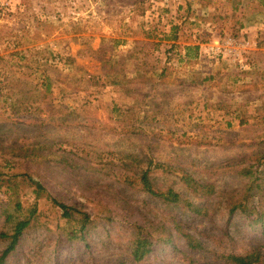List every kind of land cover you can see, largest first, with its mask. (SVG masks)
Returning <instances> with one entry per match:
<instances>
[{
    "label": "rangeland",
    "instance_id": "1",
    "mask_svg": "<svg viewBox=\"0 0 264 264\" xmlns=\"http://www.w3.org/2000/svg\"><path fill=\"white\" fill-rule=\"evenodd\" d=\"M224 2L0 0V56H5L0 60V146L7 148L0 149V232L13 226L8 215L18 203L22 210L16 217L28 216L37 208L22 246L8 264H133L135 232L122 219L92 228L87 235L89 246L70 241L64 232L70 224L59 210L51 211L50 194L76 204L95 220L100 210L90 196L99 192L105 203L109 192H116L151 215L178 213L150 200L139 190L141 186L131 189L103 172H91L90 166L71 169L65 163L53 170L41 158L19 159L12 150L45 141L55 144L57 156L50 157L52 164L64 155L74 165L107 164V169L120 175L123 158L138 155L164 165L154 173L155 184L163 189L185 191L179 180L183 171L214 184L215 197L204 202L211 207V218L193 219L178 213L191 233L213 251L243 252L261 245L264 253V224L254 222L255 216L242 210L229 215L231 194L243 198L248 193L255 207L264 190V159L251 158L264 154V16L241 17L245 25L236 36L240 24ZM23 31L31 38L20 39L17 46L15 35ZM174 31L176 41L168 39ZM148 34L156 38H144ZM102 38L121 41L117 47L114 42L103 44L107 59L128 55L136 40L159 45L154 51L145 47L139 54L148 59L147 65L126 60L125 73L115 77L105 74L101 61L87 50L99 49ZM173 43L178 46L171 49ZM189 45L200 46L197 58L185 57L184 47ZM255 52L261 55L253 66L249 57ZM67 56L74 57L80 68L72 69ZM42 58L54 59L55 67L48 70L53 85L43 95L40 114L23 107L21 101L27 97L26 84L41 89L46 70ZM249 70L253 73L244 74ZM83 71L89 75L84 73L85 79L79 81ZM90 75L102 79L93 84L95 80H86ZM50 102L66 111L49 107ZM130 108L133 113L121 122V114ZM31 120L38 124L31 126ZM131 125L136 133L129 132ZM34 183L43 185L40 194ZM262 203L258 209L263 212ZM7 244L0 239V253ZM138 264L190 261L169 247Z\"/></svg>",
    "mask_w": 264,
    "mask_h": 264
},
{
    "label": "trees",
    "instance_id": "2",
    "mask_svg": "<svg viewBox=\"0 0 264 264\" xmlns=\"http://www.w3.org/2000/svg\"><path fill=\"white\" fill-rule=\"evenodd\" d=\"M225 4L226 6L230 5L233 18H235L237 24H240L239 28L236 29V36L239 35L240 30L244 28L245 25L240 21L241 17H245L249 13L264 16V0H225L224 5ZM46 26L49 28L47 24ZM48 34H50V32H48ZM29 35L30 33L27 35L25 31H23L21 36L16 34V41L18 42L24 37L31 38ZM144 38L153 39L156 37L153 35L150 36V34H148L144 36ZM168 39L176 41L178 39L176 31L172 32ZM107 42H114L115 47H117L121 41L102 38V45L99 49L92 50L91 48H88L87 50L90 52V54L96 55L101 61V65L105 74L111 73L115 77L125 73L126 60L135 59L137 61L135 64L138 66L147 65L146 63H148V59H142L139 54L144 53L145 47H148L149 50H153L159 45V42L156 43L151 40H136L134 42L133 49H131L128 55L119 57L112 56L111 58L107 59L106 55L108 51L103 46V44ZM20 45L21 42H18L17 46ZM177 46L178 45H176V43H173L171 45V49ZM139 48L141 50H139ZM45 49L46 53L52 57L53 53L48 50V46H46ZM199 49V45H189L184 47V50H186L185 57L197 58L199 56ZM32 50L33 48L26 52H31ZM192 51H194V56L191 55ZM26 52L23 51L22 53L25 54ZM18 54V52L14 53V55ZM149 54L150 53H147V55ZM12 55L13 54L10 56ZM258 55L261 54L259 52H255L249 57L253 66L258 62L255 61ZM4 58L5 56H0V60H3ZM42 61L46 67V70L43 73L44 77L40 85L41 89H39V85L33 86L26 84L28 86V91L25 92L27 97L21 101L25 103L23 104V107L29 110H34L36 113L40 114L44 112V107L42 106L43 95L45 93L48 94L51 86L53 85V81L48 74V70L54 69L55 67L54 59L50 60L48 58H42ZM74 62V57H66V63H68L72 69L75 67L80 68L79 66L75 65ZM162 70L163 71L159 74L160 78L165 76L167 67ZM241 72L242 71L239 73ZM84 73L85 75H89L86 71H83L79 81H83L85 79L83 76ZM249 73H253V71H244V74L246 75ZM99 79H102L101 76L96 75H90L88 78H86V80L89 81L95 80L93 84H97L98 81L96 80ZM114 83H116V81H114ZM47 104L53 109L66 111L63 106L54 105L52 102ZM132 113L133 112L131 108L124 111L121 114V116L124 118H122L121 122H125L127 117ZM37 124V121H30L31 126H35ZM134 126L135 125H131L129 127L131 129L129 131L130 133L137 132L135 131L136 127ZM54 147L55 144H50L49 141H45L43 144L37 143L21 145L19 147L12 148V150L14 149V151L18 152V154L15 156L19 159L41 158L46 161L47 168L53 170H60V166L64 165L65 163H67L68 167L71 169L73 167L79 168L78 166H82L80 168L85 169L87 166H90L91 172H103L118 182H124V184H126V186L131 189H138L137 186H141L139 190L145 195L149 196L150 200H157L165 206L176 209L175 211L178 213L182 212L193 219H207L212 217L211 207L207 203L204 204V202L208 200L210 201L215 197L217 191L215 190L214 184L200 181L187 171H183V174L179 177V180L185 191L177 190L174 187L163 189L155 184L154 173L164 165L155 162L152 157L142 158L138 155L125 156L122 162L123 173H119L120 175H118L117 171L113 169H107V164H104L103 167L99 164L92 165L88 162H86L84 165H80L78 163L74 165L75 161H67V159L63 157L64 155H59L60 160L54 161L56 164H52L50 157L57 156V153L53 151ZM0 149L4 151L7 148L0 146ZM47 150H49V152L45 153ZM257 156L259 159H264V154H258L251 158H255ZM248 174H250V172ZM123 178H125V180H123ZM34 184L37 187L38 194H40V191L43 189V185H41V183ZM259 195L261 197L259 203L260 205L258 204L254 207L250 204L252 201V196L248 195V193L243 198H237L238 195L231 194V202L229 206L230 217H232L238 210H242V212L249 216H255L253 219L254 222H260L264 224V211L262 212L258 209V207L260 209L262 208L261 205L264 201V190H261ZM47 197L50 200L52 206L51 211H54L55 209L59 210V212H61L62 219H65L67 224H70V227L65 228L64 230L67 238L70 241L84 242L87 246H89V243L87 242V235L89 231L92 230V228H95L98 225L110 226L114 223L116 218L122 219L125 224L135 232V237L131 243V262L133 264L142 263L146 261L151 255L156 253L157 250H167L169 247L170 249L174 250L177 255L183 254L185 259L190 261V264H264V253L261 245H254L243 252L236 250L226 251L225 249L222 251H213L212 247L209 246L204 240L195 237L191 233L189 225L185 222L182 214L175 212L172 215H151L148 212L150 210L132 203L127 198L116 192H109V202L106 203L104 202L102 195H100V192L94 198L90 196V201L94 202L96 207L100 210L98 213L100 215L96 220L92 217V215H89L76 204H66L62 199L58 198L54 194H50ZM1 209L5 213L8 212V208H6L7 211H4V207ZM21 210L22 205L18 203L15 206L14 213L12 215H8V220L14 221L13 226L8 231L0 232V239L7 240L8 242L6 248L0 253V264H8L9 258L12 256V254H14L22 246L24 236L31 228L34 221V215L37 213V208L34 206L28 216L16 217L17 215L15 214H19ZM193 255L199 256L200 258L196 259L193 257Z\"/></svg>",
    "mask_w": 264,
    "mask_h": 264
}]
</instances>
